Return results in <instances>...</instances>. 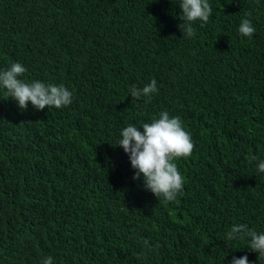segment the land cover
<instances>
[{"label": "trees", "instance_id": "16d2710c", "mask_svg": "<svg viewBox=\"0 0 264 264\" xmlns=\"http://www.w3.org/2000/svg\"><path fill=\"white\" fill-rule=\"evenodd\" d=\"M0 264H264V0H0Z\"/></svg>", "mask_w": 264, "mask_h": 264}]
</instances>
